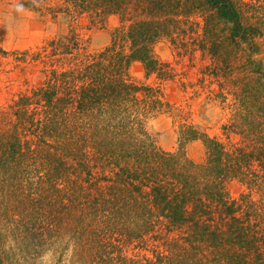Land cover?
<instances>
[{"label": "trees", "instance_id": "1", "mask_svg": "<svg viewBox=\"0 0 264 264\" xmlns=\"http://www.w3.org/2000/svg\"><path fill=\"white\" fill-rule=\"evenodd\" d=\"M21 4L118 23L96 51L75 29L32 53L0 45V69L42 65L0 109V264H14L11 249L56 264H264V0ZM162 39L208 61L231 109L221 136L182 123L177 150L158 147L147 123L171 110L161 84L175 76L155 55ZM135 62L156 81L137 80ZM195 140L202 162L187 155ZM233 180L245 186L237 198Z\"/></svg>", "mask_w": 264, "mask_h": 264}, {"label": "rangeland", "instance_id": "2", "mask_svg": "<svg viewBox=\"0 0 264 264\" xmlns=\"http://www.w3.org/2000/svg\"><path fill=\"white\" fill-rule=\"evenodd\" d=\"M117 23L116 18H111L104 27L92 26L87 19L77 21L64 13L54 17L32 10L22 6L21 0H0V45L7 50H29L32 53L45 40L66 35L70 29H75L88 41L89 50L96 51L111 44L112 30ZM261 47L258 56L264 57V45ZM154 52L161 62L171 65L175 74L173 79L161 84L165 99L172 105L171 110L150 118L147 123L158 147L165 151L177 150L178 130L182 123L195 124L212 135L221 136L222 124L228 119L231 109L222 98L216 96L219 92L218 84L212 83L214 78L204 71L208 61L202 57L201 52H197L194 57L179 55L167 39L158 42ZM8 60H12V57ZM7 64L0 69V109L10 103L21 90L32 88L42 78L41 64ZM131 74L140 81H156L155 76L146 79L141 62L133 63ZM232 99L233 95H229L228 102ZM186 151L195 162H202L205 158V146L201 140L190 142ZM227 189L230 196L237 198L245 186L233 180L228 183ZM10 252L14 264H56L51 253L34 259L28 253L13 249Z\"/></svg>", "mask_w": 264, "mask_h": 264}]
</instances>
